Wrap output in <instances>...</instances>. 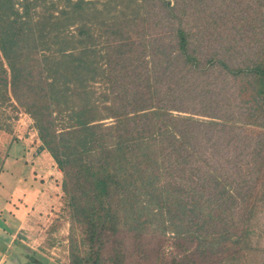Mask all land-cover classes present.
Instances as JSON below:
<instances>
[{
  "label": "trees",
  "instance_id": "obj_1",
  "mask_svg": "<svg viewBox=\"0 0 264 264\" xmlns=\"http://www.w3.org/2000/svg\"><path fill=\"white\" fill-rule=\"evenodd\" d=\"M63 3L51 20L45 13L35 20L42 2L19 0V12L15 0H0V103L9 90L16 92L57 164L66 174V165H75L76 172L68 174L74 177L68 205L72 215L81 216L90 247L84 260L72 247L73 264H107L102 261L107 232L114 234L128 222L140 237L147 224H154L142 218L145 209L146 214L161 215L164 227L186 245L196 241L194 250L201 258L212 254L215 260L204 264H240V256L248 264L256 249L264 257L256 224L258 201L264 206V181L256 174L262 167L264 174V0H119L117 21L104 18L109 15L107 4L100 8L99 0ZM139 10L145 13L142 23L147 19L154 30L165 25L171 38L163 41L162 27L150 31L148 40L142 32L137 43L108 40L111 52L115 42L127 57L136 49L143 57L147 52L155 69L146 70V75L140 67L127 73L122 64L119 70L124 71H112L119 63L96 58L97 49L85 43L98 27L109 38L125 35L129 30L119 27L120 19ZM133 21L125 27L137 25ZM73 26L76 34L70 31ZM214 70L229 77L227 83L215 85L209 78ZM150 77L153 82L146 85L139 81ZM227 90L232 101L225 100ZM106 117L113 122L105 124ZM249 125L258 127L256 138L243 131ZM218 131L233 133L230 155L221 163L218 151L219 170L197 180L194 196L182 197L192 180L188 175L183 181L186 165L190 169L194 164L191 155L206 164L209 159L200 149L217 148ZM223 140L229 144V139ZM242 162L253 164L254 173L245 172ZM161 175L167 176L165 185L159 182ZM210 182V188L202 190ZM115 193L120 208L133 201L126 203L135 213H128L127 220L112 208L115 200L107 201ZM14 201L6 205L16 208ZM213 241L221 242L218 249L204 247ZM226 241L235 247L228 259L219 258L226 253L225 247L219 249ZM23 249L29 253L26 264H33V252ZM184 254L182 262L174 257L168 263L201 264L193 249L185 248ZM125 257L118 248L111 264H123ZM253 261L264 264V258Z\"/></svg>",
  "mask_w": 264,
  "mask_h": 264
},
{
  "label": "rangeland",
  "instance_id": "obj_2",
  "mask_svg": "<svg viewBox=\"0 0 264 264\" xmlns=\"http://www.w3.org/2000/svg\"><path fill=\"white\" fill-rule=\"evenodd\" d=\"M15 1L17 2L16 7L18 8L19 12L22 11V6L19 4V0ZM32 1H40L43 3L42 5H44V7L42 6L43 10L39 9V14L36 16L35 20L40 19L41 15L44 13L48 19L51 20V16H55L58 10L65 4L63 2H67V0ZM87 1L91 2L92 0ZM52 2L57 3L53 7L49 6L52 4ZM118 2L119 0H99L98 6L100 8L102 5L107 4V11L109 15L105 16L104 18L110 21H114L116 19L117 21V19L121 17L118 12ZM35 10L38 9L35 8ZM144 14L145 13L143 10H139V12L136 14H132L130 12L127 16L123 15L122 19H120L123 20V23H120L119 27H122L123 30L127 29L129 31L126 32L125 35H119L117 37H114L112 34V36L110 35L112 39L107 37V32L104 33V28L98 27V32L92 34L94 38L91 37L87 40L85 36H82V39L87 40V43L85 44L88 45L85 46H90V44H92L93 47L97 49V51L94 53L96 58L104 59V57H109L112 64L117 61V63H119L118 65L114 67L111 66L112 71L122 72L124 70H119V68L124 66L122 68L128 69V71H125L127 73H130L132 70L139 72L138 67H140L143 69L141 71H143L146 75V70H155L150 56L146 57L147 52H145L143 57L141 56V53L138 54V51L135 48L136 51H131L127 57L125 54H121V52H119L118 47L116 48L115 42L113 43V49H116L114 52H111L107 48V46L110 44L108 40H114L119 43L120 38H128L131 40L134 39L133 41L137 43V40L141 39L139 35L142 32L145 34L143 38L148 40L150 31L155 33V31L158 32V29L160 30L162 27L165 30L164 32L163 29L161 31L165 36L163 41L166 42L168 38H171L167 33L169 32V28L165 25L154 30L147 19H145L144 23H142L141 18L144 16ZM131 20H134L133 22H136L137 25L125 27ZM99 21L102 22V20ZM182 22L183 21L180 20L179 22L178 20V23ZM180 26H183V24H180ZM73 28L74 29H71L70 31L73 34H76V27L73 26ZM50 36L52 38L55 36L52 27L50 28ZM75 39L76 37L74 40ZM209 50L212 51L211 48ZM29 63L32 64V62ZM102 66L105 65L103 64ZM34 70H39V67L35 66ZM31 72L34 71L31 70ZM129 78L130 77H127L126 80L128 81ZM199 78L203 80L202 76ZM209 78H211V81L214 80L213 82L215 85H221V83H227L226 79L229 77H226L221 72V70H214ZM167 80L168 79L165 81ZM139 81L145 83V85L146 82H153L151 77L149 81ZM163 84L164 83H162L161 86H163ZM34 85L35 83H31L32 87H34ZM140 85L145 86L143 84ZM228 92L229 90L225 92L228 95L225 100L230 98L232 101V94ZM6 96L8 99L6 98L4 102L0 103V209L13 198L19 200L17 201V207L15 209H19L20 207L21 212L24 213L23 217L25 218L23 220V229L21 230L23 233L24 231L27 232V234L24 233L23 240L22 242L20 241L19 244H23L24 248L26 247L31 250V252H33V256L35 258V260L32 258L33 264H73L74 256L72 257L69 254H71V251L73 250L72 247L74 246L77 249L75 253L78 252L76 255L82 256L84 260V257H86V250L90 247V243L88 244L87 238L83 232V225L79 221L81 216L72 215L71 207L68 205V194H70L69 189H71V183L74 181V177L71 178L68 176V174L70 171L76 172L75 165L72 163L67 164L66 170L68 173L66 174L65 170L57 164L55 158L51 154V151L47 149L48 146L39 137L38 129L33 118L29 113L26 112V109L22 105V102H24L23 98L18 96L16 92L13 93L10 90ZM142 97H145V94H143ZM218 99H220V97H218ZM147 104L149 103H146V105ZM134 106L135 105L131 106L128 110L133 109ZM172 112L175 113L176 111ZM103 113L105 112L102 111V114ZM102 121L105 124H110L113 122V118L106 117ZM57 128H60L59 124L57 125ZM257 130V126L249 125L243 127V131L248 136L253 135V138H256L258 133ZM103 135L104 134H102V136ZM217 135L220 137V140H217L219 142L217 145L218 149L212 146H204L201 149L199 148L200 150L204 149L202 153L207 158V160L209 159L206 164L201 161H197L195 154L191 155V158L194 160V164H191V168L197 167L199 170L197 173H195L194 170L191 171V168L188 169L189 165H186L187 169L183 173V181L184 183L187 182L185 178L188 175L191 176L192 180L189 184V187H187V191L184 194H181L182 197L189 198L190 196H194V187H197L198 185L197 180H199L201 177H208L212 173L211 170L216 168V171L219 170L220 164L218 157H216L218 155V151L221 163L224 162L228 153L230 155L233 145H235L233 141V133L229 131H218L214 136ZM223 138L229 139V144H225ZM246 158L247 157L245 156V159ZM242 167L245 172L249 171V173H254L253 171L256 168L253 164H246L244 162H242ZM256 174L259 176V181H264L263 167L261 170H257ZM166 177L167 176L163 177V175L160 176L159 182L161 185H165L164 183ZM19 181H23L22 183L25 185L19 186L18 188L17 184ZM210 185L211 182L210 184L204 186L203 189L201 186L198 187V189L201 188L202 190H207L208 187L210 188ZM24 190H27V192ZM30 191L34 192L33 196H29ZM15 194L16 197L14 196ZM162 194L165 196L166 193L162 192ZM118 195L122 196L120 193ZM170 196V200L175 201L173 200L174 195L170 194ZM133 199L137 200V198ZM113 200L117 202V205L111 203ZM118 200L119 199L115 193L111 199L107 201L111 203L112 208H116V211L120 213L121 220H127L129 219L128 217L130 214H135L126 208V203L133 202L132 200L127 199L128 201L126 200L127 202L125 204L122 203L121 208L118 205ZM253 200L254 199H251V201ZM138 201L146 203L148 202L145 201V199ZM262 204V201H258L256 206V224H259V228H257L260 229V232H262V239L259 245L260 249H264V206H262ZM157 205L159 206V204ZM146 212H148L146 209L141 211L142 218H147L154 224L153 227L152 224H147V227H144L145 233L140 237H137L135 232L129 229L130 225L128 222L123 224L121 223L117 227V231L114 234H112L110 231L107 232L106 246L102 254V261L104 263H113L115 256H117L118 248L120 251H123V254L126 256L123 264H169L168 262H170L174 257L178 258L182 262L185 257V248L193 249L195 254L194 259H196L195 261H198L201 264H204L206 261L210 262L215 260L212 254L207 259L201 258L200 255L197 254V251L194 250L197 243L196 241H192L186 245L184 241H180L179 238L175 236L174 232L164 227L165 224L162 223L161 215L158 216L157 214L154 216V213H151L150 215V213L146 214ZM128 213L130 214L127 216ZM220 243L213 241L209 245H204V247L208 249H218ZM225 243V245L219 247V249L225 247L226 253L224 252L225 254L219 258L228 259L230 254L229 252H231L232 247L235 246H232V244L227 241ZM19 250L24 249L22 247ZM257 252V249L253 252V260H261L264 258L260 253ZM28 255L29 253L23 252L16 253L13 255V257H16V259H19L20 262L26 264ZM91 259H93V257ZM187 259L188 258L186 257V260ZM240 259V264H247L246 258L244 256H240ZM253 260H251V262L248 264H254L255 262Z\"/></svg>",
  "mask_w": 264,
  "mask_h": 264
},
{
  "label": "crops",
  "instance_id": "obj_3",
  "mask_svg": "<svg viewBox=\"0 0 264 264\" xmlns=\"http://www.w3.org/2000/svg\"><path fill=\"white\" fill-rule=\"evenodd\" d=\"M23 185L25 184H19L18 188ZM24 191L27 192V190ZM33 193L34 192L30 191L29 196H33ZM17 201L19 200L15 198L14 202ZM8 205H4L0 209V264H23L19 259L13 257V255L16 253H23V250L19 249L22 247L24 248V246L23 244H19V242H22L24 233L27 234L26 231L23 233L21 230L23 229V220L25 218L23 217L24 213L21 212L20 207L19 209H15ZM3 219L5 221H3ZM5 224H8L10 228H7V226L5 227Z\"/></svg>",
  "mask_w": 264,
  "mask_h": 264
}]
</instances>
